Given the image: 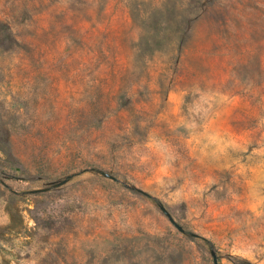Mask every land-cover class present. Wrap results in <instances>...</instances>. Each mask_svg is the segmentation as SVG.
I'll return each instance as SVG.
<instances>
[{
	"label": "rangeland",
	"instance_id": "374dc122",
	"mask_svg": "<svg viewBox=\"0 0 264 264\" xmlns=\"http://www.w3.org/2000/svg\"><path fill=\"white\" fill-rule=\"evenodd\" d=\"M0 22V264H264V0Z\"/></svg>",
	"mask_w": 264,
	"mask_h": 264
},
{
	"label": "trees",
	"instance_id": "16d2710c",
	"mask_svg": "<svg viewBox=\"0 0 264 264\" xmlns=\"http://www.w3.org/2000/svg\"><path fill=\"white\" fill-rule=\"evenodd\" d=\"M10 31L6 28L4 23L0 22V44L1 46L6 45L9 41H13L11 38Z\"/></svg>",
	"mask_w": 264,
	"mask_h": 264
}]
</instances>
